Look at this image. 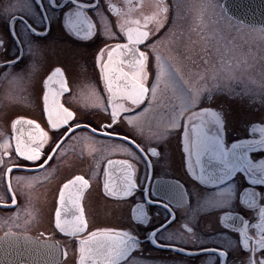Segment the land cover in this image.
<instances>
[{"label": "flooded vegetation", "instance_id": "flooded-vegetation-1", "mask_svg": "<svg viewBox=\"0 0 264 264\" xmlns=\"http://www.w3.org/2000/svg\"><path fill=\"white\" fill-rule=\"evenodd\" d=\"M44 2L53 27L46 38L39 39L32 31L43 27L44 20L35 0L30 7L25 6L24 0H0V145L8 144L7 149L0 147V152L8 153L3 156L5 164L0 165V198L4 202L0 203V236L11 230L45 240L44 234L52 233L67 253L59 264L70 257L73 264H78L76 238L59 233L51 221L60 187L72 176L83 175L90 181V187L82 198V206L90 222L88 231L111 227L130 230L144 241L136 253L140 264H216L224 258L225 251L230 253L227 264H248L250 252H245V247L250 250L259 247L264 243V234L245 225L239 208L243 199L249 207L264 210V158L253 154L255 162L246 163L243 172L234 179L228 165L234 166L238 156L246 160L251 149L264 148V93L249 95L243 90L244 97L239 96V92L232 93V98L255 105L254 109L246 106V111L242 108L240 113L228 107L227 90L218 86L212 89L210 84L202 96L203 101L196 106L195 84L179 73V64H175L173 59L176 51L181 55L182 47H189L181 41L173 46L165 41L158 50L162 57L171 55L168 67L177 87L164 92L163 106L154 107L148 113L149 122L142 118L145 131L141 132L137 118L131 120L135 114L125 113V109L133 106L127 100L109 96L94 64L101 45L105 46L106 55L108 48L122 41L105 38L103 28L90 41L74 39L60 26L57 13L49 7L48 0ZM111 2L125 12L130 5L143 3V7L131 9L130 19L138 16L143 19V15L154 11L149 5L151 0ZM166 3L169 5L168 20L153 40L166 36L173 27L179 30L181 40L184 35H189V32L181 30H213V24H219L220 30H226L222 25H226L230 16L223 8V0H180L179 8L176 0H166ZM12 28L14 31L8 30ZM215 30H219L218 27ZM148 55L150 59L153 57L151 51ZM18 57H22V61L13 63ZM56 67L63 69L68 91L62 93L63 104H59L60 97L57 96L59 107L50 109L51 124L59 126L64 123L65 114L71 117L73 113L75 122L68 128L53 131L43 118L46 114L42 112V96L43 81ZM147 71L154 74V61L149 63ZM206 106L224 110L223 148L202 145L198 162L193 150L190 174L185 170L188 159L181 151L178 133L167 125L179 123L182 119L190 121L197 108ZM258 106L260 108H255ZM248 109L263 112V116L249 124L243 120L246 117L232 119L239 114L244 116V112L249 113ZM163 113L166 115L162 116ZM18 118L32 119L44 125L40 130L56 150L46 167L33 166L16 153L15 135L19 126L14 128L13 123ZM117 120L119 123L109 132L131 136L139 147L126 139L97 131L106 121ZM80 123L91 127H78L64 139L68 129ZM233 142L235 148L232 147ZM161 146L158 154L152 151ZM46 150L51 153L53 148ZM107 159L125 161L127 188L117 195L134 192L133 198L105 197L102 181ZM24 163L29 164V169L12 167ZM245 175L251 184L243 185ZM242 185L248 190L242 192ZM10 192H15L16 204L5 206L11 204ZM134 203L144 206L143 219L138 223L129 218V208ZM67 215L70 217L72 211L69 210ZM153 228H156L154 239L169 247H154L153 243L145 240V234H150ZM172 246L183 251H173ZM187 251H198L199 255H185ZM256 256H264V252H257Z\"/></svg>", "mask_w": 264, "mask_h": 264}, {"label": "snow or ice", "instance_id": "snow-or-ice-1", "mask_svg": "<svg viewBox=\"0 0 264 264\" xmlns=\"http://www.w3.org/2000/svg\"><path fill=\"white\" fill-rule=\"evenodd\" d=\"M24 3L26 7H30L33 4V0H24ZM48 4L57 13L56 19L59 21L60 26L72 38L90 41L103 28L105 38L122 41L108 48L106 55L105 46L101 45L94 58V64L98 70L99 79L104 90L113 99L129 101L133 107L125 109V113L135 114L138 130L141 132L145 131L142 118L152 111L154 107L163 106L162 100L166 90L177 87L168 67L171 56L162 57L158 49L165 41L170 46L179 45L181 41L179 30L175 27L170 28L166 36L153 40V37L160 33L168 20L169 5L166 0H151L149 5L153 7L154 11L150 15H143V19L140 16L130 19L131 9L133 7H143V3L130 5L127 12L112 3L111 0H48ZM35 5L42 13L44 26L32 31V34L39 39L46 38L53 27L52 18L45 8L44 0H35ZM179 6L180 0H176V7L179 8ZM8 30L14 31V28ZM145 49L153 53L151 59ZM174 55L180 56L179 51H176ZM18 61L21 62L22 57L16 58L13 63ZM152 61H154L155 67L154 74L147 71V67ZM43 89L42 112L46 114L43 117L45 123L52 127L53 131L68 128L70 123L75 122L74 113L71 117L65 114V121L59 126L51 124L50 109L54 106L58 108L59 104H63L62 93L68 91L67 79L61 67L54 68L44 79ZM57 96L60 97L59 104L57 103ZM209 99L211 98L209 97ZM164 115L166 114L163 113L162 116ZM117 123H119L118 120L111 123L106 121L97 131L103 135H113L121 140L126 139L128 143L139 147L131 136H125L122 132L114 134L109 132V129ZM129 123L131 124L132 121H129ZM225 124L226 119L223 108L217 109L206 106L197 108L192 113L190 121L182 119L179 123L167 125L168 128L174 129L178 133L181 151L186 154L188 159V165L185 169L187 172L191 174L193 150L196 151L198 162L199 149L202 145L223 148L221 134L225 131ZM37 125H40V123L32 119L18 118L14 121L13 127L17 128L19 126L15 135V151L19 157L25 158L33 166L40 165L43 168L48 165L56 154V150L52 144H49L48 138H44L40 130L44 125H40V127H37ZM85 126L91 127L81 123L75 124L73 128L68 129L64 139H67V136L75 131L76 128ZM60 143L62 144L63 140ZM0 147L7 149V142L4 145H0ZM232 147H236L235 142H233ZM47 148H53V151L49 153L46 150ZM161 149L162 146L154 148L152 151L158 154ZM7 154V151L0 152V165L5 164L3 156ZM253 154L264 158V148L251 149L247 154L246 160L238 156L234 166L228 165L232 168L233 179L243 172L246 163L255 162L252 160ZM40 161H43V163H39ZM12 167L17 170H20L21 167L29 169V164L24 163L23 165H13ZM251 183L245 175L243 185ZM243 185L241 191H247L248 189L243 187ZM89 187L90 181L83 175H74L63 183L59 189L57 206L51 221L53 228L61 234H71L76 238L74 243L78 244V264H140L136 253L139 252L140 244L144 241H141L130 230L123 228H95L92 231H88L90 222L82 206V198L85 196V190ZM126 188L125 161L107 159L106 165L103 166V194L111 199L126 200L133 198L135 196L134 192H129L127 195H117V193ZM10 196L11 204H5V206L16 204L15 192H10ZM0 203H4L2 198H0ZM149 203H151V200H149ZM143 207L142 204L138 203L130 206L129 218L133 223H138L143 219ZM69 210L72 211L70 217L67 215ZM239 212L245 225L250 226L254 230L259 229L264 234V227H261V224L264 223V210L253 209L241 199ZM173 219H175L174 216ZM224 227L226 230L228 229V226L225 225ZM236 231L238 233L241 232L240 229H236ZM155 233L156 228H153L150 234H145V240L153 243L154 247H169L154 239ZM8 235H15V233L9 230ZM44 235L47 239L43 243L50 250H57L59 241L53 238V234L45 233ZM25 238H28L26 234ZM171 250L183 251L174 246L171 247ZM244 251L250 252L248 264H264V256H256L257 252H264V243L254 250L245 247ZM62 254L66 255V253ZM184 254L196 256L199 255V252L187 251ZM229 256L230 253L225 251L224 258L217 261L216 264H227ZM22 259V255L18 254L12 259L5 260L2 264H21Z\"/></svg>", "mask_w": 264, "mask_h": 264}, {"label": "rangeland", "instance_id": "rangeland-1", "mask_svg": "<svg viewBox=\"0 0 264 264\" xmlns=\"http://www.w3.org/2000/svg\"><path fill=\"white\" fill-rule=\"evenodd\" d=\"M222 26L226 30H220L219 24H213V30H181L189 32V35H184L185 38L181 40V43L189 48L185 50L182 47L180 56H172L175 64H179V73L189 77L195 84L196 106L201 104L202 96L211 84L212 89L218 86L227 90L228 107L241 113L242 108L246 111V106L253 108L255 105H249L248 99H244L247 102L243 103L237 98H232V93L239 92V96H243V90L249 95L264 93V29L243 25L230 17H227L226 25L223 23ZM216 27L219 30H215ZM248 111L249 113L244 112V116L239 114L232 119L246 117V120H243L249 124L263 116V112ZM136 118L135 116L131 120ZM143 119L149 122L150 117L146 114ZM63 264H73L72 258Z\"/></svg>", "mask_w": 264, "mask_h": 264}, {"label": "water", "instance_id": "water-1", "mask_svg": "<svg viewBox=\"0 0 264 264\" xmlns=\"http://www.w3.org/2000/svg\"><path fill=\"white\" fill-rule=\"evenodd\" d=\"M223 8L232 19L244 25L264 28V0H223ZM8 233L0 236V264L18 254L23 257L22 264H59L67 256L61 244L52 251L43 243L44 240L30 234H26V239L25 234Z\"/></svg>", "mask_w": 264, "mask_h": 264}]
</instances>
